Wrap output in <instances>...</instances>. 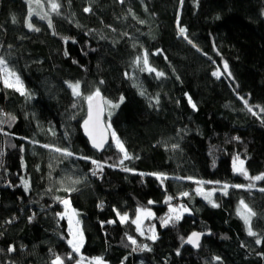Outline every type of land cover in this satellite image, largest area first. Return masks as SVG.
I'll return each mask as SVG.
<instances>
[{"label": "trees", "instance_id": "obj_1", "mask_svg": "<svg viewBox=\"0 0 264 264\" xmlns=\"http://www.w3.org/2000/svg\"><path fill=\"white\" fill-rule=\"evenodd\" d=\"M35 1L0 0V56L30 94L0 82V120L15 117L0 125V264H51L56 255L65 264L93 257L106 264H264V242L255 243L257 237L264 241V181L234 174L231 162L239 155L251 176L264 173V0H58L60 14L48 13L53 28L39 18L44 5ZM30 7L39 13L31 17L39 31L25 26ZM145 51L163 77L133 64ZM76 81L82 97L96 88L104 101L124 97L116 109L104 103L103 121L138 159L120 165L123 154L112 139L103 153L89 147L80 126L86 100L74 97L66 83ZM44 144L74 155L50 152ZM93 160L102 165L96 179L90 178ZM157 172L169 178L161 184L140 175ZM202 180L256 187L215 193L219 207H213L195 195ZM168 196L173 200L166 203ZM64 199L84 235L72 259ZM241 199L257 213V237L235 213ZM171 202L191 212L161 227ZM138 208L153 212L141 226L144 235L131 222ZM117 212L128 220L118 221ZM153 226L155 242L148 239ZM194 231L207 233L195 251L183 246ZM128 236L151 251L134 252Z\"/></svg>", "mask_w": 264, "mask_h": 264}, {"label": "snow or ice", "instance_id": "obj_2", "mask_svg": "<svg viewBox=\"0 0 264 264\" xmlns=\"http://www.w3.org/2000/svg\"><path fill=\"white\" fill-rule=\"evenodd\" d=\"M30 2V0H29ZM121 2H123V0H121ZM37 3H40V0H37ZM48 3V7L51 13H55L57 15L60 14V10H61V4L58 2V0H47ZM181 3H183V0H181ZM84 11L90 12L91 11V7H85ZM34 15H39V13H35L33 11V9L30 7L29 8V12H28V17L26 18L25 21V26L30 30V31H39V28H36L34 26V24L31 22V17ZM39 18L41 20H47L48 26L49 28H53V22L51 17L48 15L47 12H45L43 15H39ZM179 21V17L177 18ZM13 22H15V17H13ZM141 23H143V21H141ZM178 27H179V23H178ZM186 33V29L184 27H179V34L184 36L185 39H187V36L185 35ZM53 34L55 35V32H53ZM68 39V38H65ZM189 43H191V41H189ZM195 47V45H193ZM11 47V46H9ZM67 54V53H65ZM133 64L136 65L139 70L141 72L143 71H148L150 73H155L157 78H161L163 77L165 74L161 71H157L155 68H153L150 64H149V58H148V53L147 51L143 52L141 56H137L134 61ZM224 69L225 71L228 70V65L225 62L224 64ZM214 76L219 77L220 73L219 71L213 72ZM125 76H129V73H125ZM0 82H2L4 84L5 87L7 88H11L14 89L15 91L20 92L21 95H25L28 96L30 98V94L27 92L26 89L23 88V82L20 80V77L16 74L15 71H13L12 69L9 68V61L8 59H6L4 56H0ZM68 84V87L72 90V95L74 97L77 98H81L82 97V93H81V84L80 81H76V82H66ZM100 83H103V81H101ZM140 95H145V92L143 90H141ZM100 96V90L99 88H96V90L94 92H92L91 94L87 95V96H83L82 98L84 100L87 101L88 103V116L87 118L84 120L83 123V127L84 130L86 132V134L89 136V139L92 143V146L97 149V150H102L105 149L106 147H108V136H107V130L105 129L99 136L94 134V129L99 127L101 124L100 121V114L103 112V108L100 107L99 105L94 106L93 101L96 97ZM124 100V97L121 96L119 99V102L113 103L112 101H104L105 104H107L111 109H116L120 106V103H122ZM157 103H158V99H157ZM189 103L192 104L191 99L189 98ZM245 106L248 108L249 112H252L253 115H256L255 112H253L252 108L250 106H248L247 101H245ZM73 107H76L75 104H73ZM192 107L195 108V105L192 104ZM261 111H264V109H261ZM8 115V120H0V125L5 124V123H9L10 121H14L15 117L11 116L10 114H6ZM109 116H111V112H109ZM92 125L93 128L90 129L89 125ZM111 125H107V129H110ZM49 131L51 132V134L54 136L55 132L51 129H49ZM0 132H3V128H0ZM111 139L112 141L115 143L116 148L118 149L119 152H121L123 154V159H121L119 161L120 165L124 164L125 160H130V159H138V157H132L126 150L124 143L121 141V139L117 136L115 131L111 132ZM33 143H38V141H32ZM42 147L48 149L50 152H56L59 153L65 157H71L74 154L69 151L67 148H61V147H57L51 144H44L41 145ZM173 148L178 147V145H173ZM21 151H23V148H21ZM82 159H89L88 157H81ZM92 163L94 165H96L97 169L102 171V165L100 164V162L93 160ZM110 167L112 165H109ZM124 171L129 172V171H134L133 169L124 167L123 168ZM233 172L234 174L237 175H241L243 176L245 179L249 180V181H264V173H260L259 175H255V176H251L248 172V170L245 167V161L243 159H240L239 155L235 156L233 158ZM93 175H96L97 172L93 171L92 173ZM141 176L144 175H151V176H155L157 180H159L161 182V184H163V182L165 180H167L169 177L165 174V173H140ZM177 179H188V180H192V177H186V178H177ZM78 182V181H77ZM198 184H202L205 183L203 181H197ZM207 183H217L219 184V181L216 182H207ZM24 186H25V191L28 190V183L27 181L24 182ZM229 187L232 188H244L246 190H251L253 188L256 187V185L254 183H248L246 185L244 184H234V185H229V184H224L222 191L224 192V194L226 195L228 193V189ZM66 191H75V188H68L65 189ZM196 193L198 195H204V198L206 200H208V202L210 204H212L213 207H219L218 204L214 203L211 199H209L212 195V192L207 193L206 195L203 193L202 188L198 187L196 190ZM215 191V189H214ZM259 191L264 192V188H260ZM190 194L188 192H182L180 193L181 197H188ZM59 199V198H57ZM173 200V197L168 196L165 199V202L168 203L170 201ZM61 203L68 205L69 201L68 200H61ZM154 203L153 201H149V204ZM190 211V209L184 205V204H179L176 205L175 207L172 206L171 203H169V214L166 215L165 217L161 218L160 220V226L161 227H167L169 225H174L176 222L180 221L183 214L184 213H188ZM141 213L143 214V216L145 218H150L151 216H153V213L145 208V209H137V217L136 219L132 220L131 222L133 224L136 225V230L137 232H139L141 235H144V232L141 229ZM58 215H62V214H58ZM117 215L120 218V222L121 223H125L128 220V214L125 213L123 215H121L119 212H117ZM237 215L243 220L244 224H245V228H246V232L249 236L251 237H257V233L255 231H253V219L257 216V213L255 211H253V209L243 200L241 199L239 201V205L237 207ZM33 219V217H29V220L31 221ZM11 221H9L10 223ZM108 223H115V221H108ZM76 224H79V221H76ZM69 225H70V235L72 236V239L68 240V244L71 246L72 252H70L68 254V259H72V253H79L80 252V248L83 246V233L77 228L74 232L71 231L72 228V219L71 217H69ZM150 231L152 232V234L148 237V239L152 240L153 242H155L158 239V235L155 232V228L153 226V228L150 229ZM202 233L199 232H192L187 239L184 241V243L187 244H191L193 247L195 248H199L200 245V239H201ZM127 239L133 244L135 245L137 243L136 239L132 236H128ZM262 239L257 237L255 240L256 244H261ZM151 251V248L149 247V245L144 244L139 246V248H133V251ZM8 252H14L15 248L13 246H9V248L7 249ZM177 254L179 255V250H177ZM264 255V254H261ZM82 259L81 260H77L76 264H82ZM216 261H220L221 258L219 256H216L213 258ZM51 264H65V259L62 258L59 255H56L54 257V259L51 261ZM90 264H106V262L103 260L102 257H93L92 260L90 261Z\"/></svg>", "mask_w": 264, "mask_h": 264}, {"label": "rangeland", "instance_id": "obj_3", "mask_svg": "<svg viewBox=\"0 0 264 264\" xmlns=\"http://www.w3.org/2000/svg\"><path fill=\"white\" fill-rule=\"evenodd\" d=\"M34 2L36 3V1L34 0ZM41 2L43 3V9H44V11L45 12H47V13H51L50 12V10H49V7H48V3H47V0H41ZM44 13V12H43ZM176 26H178V22L176 23ZM216 72V71H215ZM220 73V72H219ZM220 76V75H219ZM215 77H217V76H215ZM218 78V77H217ZM74 83V82H73ZM113 145L115 146V143L113 142ZM240 159H242L241 157H240ZM232 162V171H233V160L231 161ZM234 173V172H233ZM203 181V180H202ZM203 182H205V183H207V182H211V181H203ZM205 183H202V184H197L196 185V187L194 188V192H195V195H197V196H199L202 200L204 199L205 201H207L208 202V200H206L205 198H204V195H198L197 193H196V189L198 188V187H200V188H202V190H203V193L206 195L207 193H209V192H212V195H211V197L209 198V199H211L214 203H216V201H215V199H214V194L215 193H220V194H223L224 195V192L222 191V188H223V185L224 184H229V185H234V184H231V183H227V182H224V183H219V184H217V183H210V184H212L213 186H207V185H205ZM214 189H215V191H214ZM209 203V202H208ZM171 204H172V206H176L174 203H172L171 202ZM180 204H183V202L182 203H180ZM210 204V203H209ZM185 205V204H184ZM212 205V204H211ZM237 206H236V210H235V213L237 214V207H238V205H239V202L236 204ZM187 206V205H186ZM188 207V206H187ZM168 209H169V204H168V207H167ZM189 209H190V207H188ZM151 212H152V210L151 209H149ZM190 212L191 211H189L188 213H184L183 215H185V214H190ZM63 213L65 214V216H67L68 218H67V222L69 223V217H71V219H72V228H71V231H75L76 229H77V224L75 223V221L73 222V219H74V217L76 216V212H74V210L70 207V206H65L64 207V210H63ZM153 213V212H152ZM168 214H169V210H168ZM137 217V216H136ZM136 217H135V219H136ZM183 217V216H182ZM76 218V217H75ZM182 219V218H181ZM75 220V219H74ZM141 220H142V222H141V225L140 226H142V224L144 223V221H145V217L143 216V214L141 213ZM243 221V220H242ZM244 223V222H243ZM244 226H245V224H244ZM246 229V228H245ZM69 230H70V225H69ZM71 239H72V236H71ZM78 260H81L80 258L78 259ZM83 260V259H82ZM82 264H90V262L88 261V263L86 262V261H82Z\"/></svg>", "mask_w": 264, "mask_h": 264}, {"label": "water", "instance_id": "obj_4", "mask_svg": "<svg viewBox=\"0 0 264 264\" xmlns=\"http://www.w3.org/2000/svg\"><path fill=\"white\" fill-rule=\"evenodd\" d=\"M93 104H94V106H97V105H99L100 107H102L103 108V112L100 114V121H101V124H100V126L99 127H97V128H95L94 129V134L95 135H97V136H99L105 129L107 130V136H108V145L110 144V140H111V136H110V132H109V129H107V125H105V123H104V106H105V104H104V99H103V95H102V93H100V96L99 97H96L95 99H94V101H93ZM85 105H86V110H85V117H84V119H83V121H82V124L80 125L81 126V130H82V134H83V136L86 138V140H87V142H88V145H89V147H91V149L93 150V151H96V152H98V153H103L104 151H105V149L107 148H105V149H102V150H97V149H95L93 146H92V143H91V141H90V139H89V136L86 134V132H85V130H84V127H83V123H84V120L87 118V116H88V103H87V101L85 102ZM89 127H90V129H92L93 128V126L90 124L89 125ZM195 232H198V231H195ZM200 233V232H199ZM191 234V233H190ZM189 234V235H190ZM205 234H207V233H205ZM205 234L204 233H202V236H201V239H200V243H201V241H202V237L203 236H205ZM188 235V236H189ZM187 236V237H188ZM187 239V238H186ZM184 245H186V246H188L191 250H198V248H195V247H193L191 244H187V243H184L183 244V246Z\"/></svg>", "mask_w": 264, "mask_h": 264}, {"label": "built area", "instance_id": "obj_5", "mask_svg": "<svg viewBox=\"0 0 264 264\" xmlns=\"http://www.w3.org/2000/svg\"><path fill=\"white\" fill-rule=\"evenodd\" d=\"M3 165H4V162L0 161V171H1L2 167H3ZM90 169H91V170H90V178H91V179H96L99 175L102 174V171L99 170V169H97L96 165H94L93 163L91 164ZM93 171H96L97 174H96V175H93V174H92ZM0 179H1V173H0ZM0 185H1V183H0ZM174 200H175V204H177L178 201H177L175 198H174ZM13 219H16V215L13 216ZM8 222H9V221H8ZM133 248H137V246L135 245V246H133ZM132 250H133V249H132ZM137 251H138V250H137Z\"/></svg>", "mask_w": 264, "mask_h": 264}, {"label": "crops", "instance_id": "obj_6", "mask_svg": "<svg viewBox=\"0 0 264 264\" xmlns=\"http://www.w3.org/2000/svg\"><path fill=\"white\" fill-rule=\"evenodd\" d=\"M65 200V199H64ZM66 200H68V199H66ZM64 205V207L65 206H70V202H69V204L68 205H65V204H63ZM71 207V206H70ZM137 216V212H136V215H135V217ZM64 217H66V220H67V216H65V214H64ZM76 217V218H75ZM74 217V219H73V222L75 221V223H76V221H78V219H77V215ZM135 217L133 218V220L135 219ZM152 217V216H151ZM150 217V218H151ZM150 218H145V220L146 219H150ZM117 219H118V221H120V218H119V216H117ZM135 225V224H134ZM136 226V225H135ZM77 228L81 231V227H80V223L77 225ZM69 232H70V230H69ZM82 232V231H81ZM83 242H84V235H83ZM82 248V247H81ZM81 248H80V250H81Z\"/></svg>", "mask_w": 264, "mask_h": 264}]
</instances>
